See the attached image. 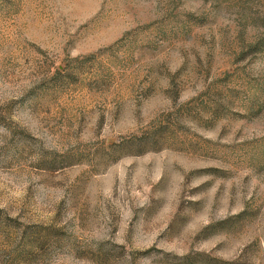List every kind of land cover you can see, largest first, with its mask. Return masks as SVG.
<instances>
[{
    "label": "rangeland",
    "instance_id": "rangeland-1",
    "mask_svg": "<svg viewBox=\"0 0 264 264\" xmlns=\"http://www.w3.org/2000/svg\"><path fill=\"white\" fill-rule=\"evenodd\" d=\"M0 264H264V0H0Z\"/></svg>",
    "mask_w": 264,
    "mask_h": 264
}]
</instances>
